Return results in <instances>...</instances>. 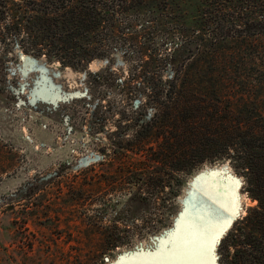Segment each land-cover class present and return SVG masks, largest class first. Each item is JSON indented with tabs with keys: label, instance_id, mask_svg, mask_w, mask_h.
<instances>
[{
	"label": "trees",
	"instance_id": "1",
	"mask_svg": "<svg viewBox=\"0 0 264 264\" xmlns=\"http://www.w3.org/2000/svg\"><path fill=\"white\" fill-rule=\"evenodd\" d=\"M0 44L73 69L118 55L129 64L127 77L112 64L90 75L119 100L74 103L89 105L92 134L120 117L101 173L91 167L94 218L112 205L104 192L147 201L169 188L167 215L180 174L230 160L258 205L221 240L218 264H264V0H0ZM105 230L111 248L122 244L124 230Z\"/></svg>",
	"mask_w": 264,
	"mask_h": 264
},
{
	"label": "rangeland",
	"instance_id": "2",
	"mask_svg": "<svg viewBox=\"0 0 264 264\" xmlns=\"http://www.w3.org/2000/svg\"><path fill=\"white\" fill-rule=\"evenodd\" d=\"M114 63L95 60L85 69H73L0 44V264H119L122 257L138 253L151 260L169 234L183 233L189 225L215 230L230 219L205 257V264H218L221 240L258 205L234 164L219 160L180 174L183 185L167 215L169 188L157 198L148 195L147 201H132L128 190L104 192L102 198L112 205L101 219L94 218L101 202L86 198L92 190L87 186L91 167L101 173V150L113 148L110 134L120 117L92 134L85 123L89 105L74 103L100 92L107 100H119V91L105 86L95 91L90 84L92 73L111 64L127 77L130 66L123 57L116 56ZM75 113L78 118L72 117ZM158 220L166 224L155 228ZM107 227L124 230L118 247L106 242Z\"/></svg>",
	"mask_w": 264,
	"mask_h": 264
},
{
	"label": "snow or ice",
	"instance_id": "3",
	"mask_svg": "<svg viewBox=\"0 0 264 264\" xmlns=\"http://www.w3.org/2000/svg\"><path fill=\"white\" fill-rule=\"evenodd\" d=\"M239 186V182H235ZM238 207V197L233 205ZM230 224V219L215 230L204 226L189 225L183 233H171L156 256L149 260L141 258L140 253L122 257L119 264H205V257L209 256L217 242L219 235ZM168 245H171L170 247Z\"/></svg>",
	"mask_w": 264,
	"mask_h": 264
},
{
	"label": "bare ground",
	"instance_id": "4",
	"mask_svg": "<svg viewBox=\"0 0 264 264\" xmlns=\"http://www.w3.org/2000/svg\"><path fill=\"white\" fill-rule=\"evenodd\" d=\"M205 166V165H204ZM206 167V166H205ZM198 174V173H197ZM215 220H216V218H215Z\"/></svg>",
	"mask_w": 264,
	"mask_h": 264
}]
</instances>
